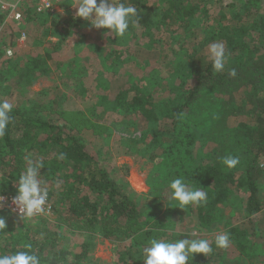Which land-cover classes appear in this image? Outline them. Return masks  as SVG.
<instances>
[{
    "label": "trees",
    "instance_id": "trees-1",
    "mask_svg": "<svg viewBox=\"0 0 264 264\" xmlns=\"http://www.w3.org/2000/svg\"><path fill=\"white\" fill-rule=\"evenodd\" d=\"M210 1L159 0L166 7L158 25L150 0L117 2L131 4L138 10V19L130 23L125 37H119L122 45L138 31L149 36V47L160 45L161 39L149 35L154 28L158 32L159 25L165 29L174 24L182 26L186 33L199 34L191 52L187 50L185 63H173L172 75L180 79L175 85L169 84L167 100L151 102L149 87L154 88L155 83L146 79L129 89L133 93L130 100L128 91L119 92L112 106L108 96L99 94L98 90L105 87L99 81L95 92L81 87L77 93V100H96L87 111L88 116L84 111H61L66 99L63 96L45 105L32 100L13 107L12 119L0 136V194L16 195L19 175L29 159L39 160V179L49 193L58 221L52 226L41 218L33 225L24 220L14 223L15 217L0 211L6 224L0 229V254L31 251L41 264H88L95 237L112 242L121 238L129 239L130 244L117 253L116 264H144L143 248L153 238L169 242L202 239L188 234H165L175 222L172 219L182 220L191 215L197 220L195 228L206 234L218 225L229 226L239 260H257L255 254L263 248L254 239L261 232L250 227V223L264 212V165L260 167L264 158V0H232L228 5L229 21H225L227 17L221 11L210 20ZM24 3L22 8L31 6L28 1ZM23 14L26 24L50 21L54 29L60 30L57 50L74 29L87 23L71 17L61 23L34 9H24ZM5 18L6 13L0 9V27ZM49 35L47 32L44 37ZM213 43L222 44L227 57L225 68L219 73L213 69L212 61L199 56L201 50ZM122 45L116 44V50L107 56L115 68L126 51L127 44ZM180 47L182 51L184 46ZM5 53L1 44L0 87L6 95L13 89L20 95L26 93L39 75L48 72L35 60L1 61ZM232 69L235 76L229 74ZM180 72L186 74L185 81ZM97 108L102 109L98 117ZM109 110H138L147 124L140 141L143 149L137 148L136 141L121 139L129 143L128 149L148 157L153 164L154 176L144 203L125 179L128 167L106 168L81 135L83 129L104 127L100 116ZM91 117L98 123L91 121ZM232 119L235 124L230 125ZM61 153L64 159H59ZM227 155L238 156L240 163L228 169L222 163ZM178 177L193 188H202L207 193L206 203L178 208L168 188L170 181ZM240 194H245V198ZM224 208L232 210L230 215L224 217ZM235 214L250 226L232 224ZM75 234L83 238L76 246L69 238ZM210 247L213 251L207 257L195 254L192 259L189 257L188 264H226L225 251L217 249L213 242ZM261 261L264 263V254Z\"/></svg>",
    "mask_w": 264,
    "mask_h": 264
},
{
    "label": "rangeland",
    "instance_id": "rangeland-1",
    "mask_svg": "<svg viewBox=\"0 0 264 264\" xmlns=\"http://www.w3.org/2000/svg\"><path fill=\"white\" fill-rule=\"evenodd\" d=\"M16 1L19 2V0H0V9L1 4H13ZM25 1L28 0H21V4H25ZM118 1L112 0L113 3H117ZM150 1L151 4H154V21L158 25L161 12L166 6L161 4L159 0ZM30 3L31 6L28 8H22L21 6L18 8V11L21 13V21L19 22H15L7 17L8 10L3 11L1 9L3 13H6V18L0 27V45H4L5 50L10 49L12 51L10 58H7L4 54L1 61L5 59L20 61L35 60L43 64L41 65L42 69L48 70V72L39 75L26 93L21 95L16 89L11 90L10 95H6L5 90L0 87V101H7L13 107L21 106L23 103L32 100L45 105L49 101H55L58 97L63 96L66 99L62 103L61 111L87 112L96 100L93 97L84 101L77 100V93L81 87L92 89L95 92L96 82L100 81L105 87L98 90L99 94L108 96L110 105L114 106L115 97L119 92L128 91V100H130L133 93L129 89L135 86V84H143V81L146 79L150 83H155L154 88L149 87L151 102L165 101L170 96L169 84L174 82L175 85L178 83L177 80L180 79L172 75L173 63L180 61V65L184 64L187 56L186 53H188L187 50L191 52L192 45L200 39L198 33H186L182 29V26L168 24L169 27L164 29L162 25H159L158 32L154 28L153 32L151 31L149 35L161 39V43L158 46L154 44L149 47V36L147 34L144 35L142 31H138L136 35L127 37L128 39L125 41L127 44L126 51L121 58V63H118L117 68H115V66H111V61L107 60V56L111 51L116 50V44L122 45L119 37L117 38L109 30L96 29L87 21V23L81 24L77 29H74L72 36L66 39L57 50V35H59L60 30L54 29L49 23L50 21L27 24L24 22L23 10L34 9V1ZM231 3L232 0L210 1L207 4L210 20L215 19L221 11L227 17L225 21H229L230 11L228 10V5ZM74 6L76 4L65 2L59 6L58 14L55 17L56 21L58 20L63 23L69 17L81 19L76 15L77 8ZM217 19L220 20L219 17ZM208 24H211V22H208ZM47 32L50 35L44 37V34ZM180 46H184L182 51L180 50ZM209 47L210 45L201 50L199 56L211 61ZM46 55H50L51 59H47ZM180 76L184 81L187 79L186 74L183 72H180ZM158 80L159 82H157ZM101 111V108H97L96 113H94L101 115ZM86 116H88V112ZM100 118V124L104 127H101V129H94L93 127L87 130L83 129L81 135L89 143L91 149L105 162L106 168L118 170L123 165L128 167L125 179L130 189L144 203L143 200L146 199L151 178L154 176L152 171L153 164L148 157L136 155L127 148L129 143L121 140L123 138L125 140L136 141L139 143L137 148L139 150L143 149L144 147L140 141L143 132L147 128L144 118L138 110H125L121 112L109 110V112L100 116ZM90 120L98 123L95 117H91ZM81 123L83 126L84 122ZM231 124H235L233 119L230 121ZM262 161L261 163L264 165V158ZM239 197L243 199L245 198V194H240ZM231 211L229 208H224V217L230 215ZM21 220L33 225L38 218L24 219L15 217L14 223H18ZM46 220L48 221V225L52 226L58 221V217L52 213ZM172 220L175 222L165 230L166 236L172 233L188 234L192 238L201 237L202 239H207L209 244L213 242L214 245H216V234L220 232L228 233L229 229V226L221 224L215 230L206 234L205 231L195 228L197 220L194 216L187 215L183 216L182 220L178 217ZM232 222L236 227L239 224H243L246 227L250 226L246 220H241L237 214L232 218ZM250 224L252 225L250 227L254 226V229H259L261 232L258 234V238L254 239L263 248L257 250L255 254L257 260L254 258H241L239 260V251L236 249L234 243L231 242L227 248H217L225 251L226 264H264L261 261L264 254V212L260 216H257L254 223ZM163 226L166 227V225ZM252 232L256 233L258 231ZM65 235L68 237L67 233ZM69 238L75 246L82 243L83 239L77 234L71 235ZM129 244V239L122 240L120 238L112 242L105 238L95 237L93 240L94 250L91 252L90 263L88 264H116L117 253L124 251Z\"/></svg>",
    "mask_w": 264,
    "mask_h": 264
},
{
    "label": "clouds",
    "instance_id": "clouds-1",
    "mask_svg": "<svg viewBox=\"0 0 264 264\" xmlns=\"http://www.w3.org/2000/svg\"><path fill=\"white\" fill-rule=\"evenodd\" d=\"M76 15L85 21H89L96 29L109 30L116 37H125L128 33L130 23L138 19V10L131 4L124 2L113 3L112 0H77ZM212 67L216 72H222L226 64V53L224 46L213 43L209 47ZM236 75L235 69L229 73ZM13 105L7 101H0V136L5 131L12 119ZM63 153L59 159H64ZM222 163L233 169L239 163L238 156L227 155L222 158ZM42 163L39 160L29 159L26 169L19 175L17 193L12 203L16 206L22 217L31 218L46 211L45 205L49 193L42 187L40 177ZM171 190V199L175 201L178 208L184 209L189 205H202L206 203L207 193L202 188H193L183 177L174 178L168 184ZM0 197V201H2ZM6 227L5 220L0 217V229ZM231 243L230 234L220 232L216 234L215 244L218 248H227ZM213 249L207 239H178L169 242L163 239H151L143 248L144 264H188L195 254L207 257ZM0 264H41L37 255L31 251H17L13 254H0Z\"/></svg>",
    "mask_w": 264,
    "mask_h": 264
},
{
    "label": "built area",
    "instance_id": "built-area-1",
    "mask_svg": "<svg viewBox=\"0 0 264 264\" xmlns=\"http://www.w3.org/2000/svg\"><path fill=\"white\" fill-rule=\"evenodd\" d=\"M29 2L34 1V11L38 14L45 13L52 18L56 19V15L58 14V7L61 6L64 2L69 4H76L77 0H28ZM21 5V0L16 1L13 4H1V9L3 11L8 10L7 17L11 18L15 22L21 21V13L18 11V8ZM12 55V51L10 49L6 50L5 56L7 58H10ZM260 167H263V164L260 165ZM15 195H3L0 194V197H2V201H0V211H4L7 214L11 215L12 217L16 218H23L22 214L19 213L18 209H16V206L12 203L13 197ZM46 211L43 214H38L36 216H33L31 218L25 217L24 219H34V218H44L46 219L48 216L52 215L53 208L52 204L47 200V203L45 205Z\"/></svg>",
    "mask_w": 264,
    "mask_h": 264
}]
</instances>
